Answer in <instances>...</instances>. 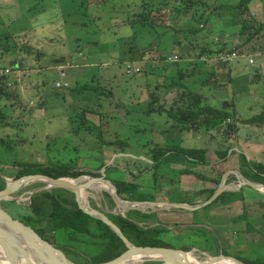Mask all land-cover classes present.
Instances as JSON below:
<instances>
[{
    "label": "rangeland",
    "instance_id": "374dc122",
    "mask_svg": "<svg viewBox=\"0 0 264 264\" xmlns=\"http://www.w3.org/2000/svg\"><path fill=\"white\" fill-rule=\"evenodd\" d=\"M237 1L0 0V32L10 35L9 43L13 48L0 57V70L8 71L0 76L6 77L4 84L10 88L9 94L0 99V178L5 183L16 179L19 162L35 165L77 163L74 165L78 169L99 174L100 169L96 167L101 160L107 155L110 161L119 154L114 159L118 160L116 167L107 173L110 180L125 178L123 168L134 171L147 168L146 173L137 177L136 183L141 188L132 199L199 205L210 195L205 191L208 186L205 177L221 178L223 174L220 171L224 167L223 161L221 168L216 162L222 160L217 151L225 148L228 151L224 164H230L227 157L232 149L235 153L231 157L237 156L239 160L235 170L238 174H232L233 181L240 175L252 184L264 186V175L249 164H264L262 131H253L254 124L240 121L264 111V66L255 70L244 65L242 72L237 73L239 69L236 70L235 63L242 64L244 60L247 63L246 58L223 66L213 59L216 53L235 48L245 55H264V0H253L249 6L253 26L256 28L257 22L263 25V30L248 42H245L246 36L239 37V26L235 27L231 22L230 9ZM219 2L227 6L221 12L214 9ZM141 17L144 22L139 20ZM243 17L241 14L240 18ZM190 27L198 32L190 33ZM180 47L189 51L185 54ZM223 47L225 51H219ZM202 48L217 52L197 58ZM143 53L147 54L141 59ZM132 62L137 64L138 74L126 73L127 64ZM11 63L19 67V73L9 69ZM147 70L155 71L147 74ZM227 70H233L237 75L230 79ZM178 73H183V77L171 78ZM59 84L67 86L63 88ZM156 85L160 86L158 94L162 96L161 104L166 110L175 104L186 103L187 98L181 94L189 91L199 94L207 91L209 94L218 88L214 92L217 96H238L235 100L226 98L222 101L226 106L223 108L231 106L228 110L232 117L225 120L219 131L209 135L195 131L179 133L177 129L152 121L164 120L165 115L152 117L145 113L148 92ZM248 89L253 95H245ZM202 96L207 100L206 95ZM216 106L220 107L219 102ZM83 110L85 114H82ZM79 126L82 128L77 132ZM230 126L235 133L227 137L232 131ZM99 132L105 140L117 133L128 145L115 148L113 154V149L103 147L96 138ZM154 145L172 149L206 147L207 163L214 169L194 165L183 158L175 157L174 164L164 161L158 168L155 200L151 188L152 169L125 160L143 158L146 162L151 161L147 157ZM127 180L131 178L128 176ZM39 182H30L9 198L0 200L1 209L8 211L1 203L9 201L26 207L31 193L44 186ZM248 191L256 193L249 185H242L234 192L227 190L226 196L224 193L223 197L215 198L195 212L175 208L178 211L171 212L179 217L178 220L171 215V218L165 216L170 213L163 207L145 205L141 210L149 213L159 208L156 219L166 223L170 230L163 236L164 240L179 250L188 247L186 252H193L198 261L223 254L240 261H253L259 256L264 259V209L253 207ZM85 192V201L90 207L126 216L122 208L109 205L103 194L106 191L90 188ZM237 194H243L245 202L234 197ZM237 199L241 201L236 204ZM234 212L238 218L233 217ZM210 214H227L218 217L217 224L224 217L230 222L211 226L212 222L207 218ZM131 218L140 221L136 216ZM197 221L207 227H199L196 233L187 227L173 229L180 223ZM139 224L152 226L154 223L148 219ZM77 249L93 254L96 248L91 244H77ZM142 263L159 264L155 260Z\"/></svg>",
    "mask_w": 264,
    "mask_h": 264
},
{
    "label": "trees",
    "instance_id": "16d2710c",
    "mask_svg": "<svg viewBox=\"0 0 264 264\" xmlns=\"http://www.w3.org/2000/svg\"><path fill=\"white\" fill-rule=\"evenodd\" d=\"M252 1L253 0H238L235 5L231 6L230 9L231 22L235 27L239 26V37H247L245 42H248L255 36L259 35V33L263 30V25H258L256 21L255 28L253 26L254 22L252 21L254 19L249 17V6ZM224 7L227 6L219 2L218 6H216L214 9L217 12H221ZM211 14H209L208 18L205 20V24L207 23V20ZM241 14H244L243 18H240ZM139 20L142 22L145 21L144 17H141V19L139 18ZM247 20L251 21V23H248ZM0 25H2V23H0ZM201 27H203V25ZM189 29L190 33L198 32V29H191V27ZM9 39H11V37L8 33L5 32L2 34L0 32V48L2 49L0 50V57L6 56L8 52L13 49L10 46ZM240 47H243V45H240ZM180 49L185 52V54L189 51L188 48L184 50L180 47ZM234 50L236 52L238 51L236 48ZM258 50L261 49L258 48ZM263 50L264 48L262 51ZM219 51H225L224 47ZM216 52L202 48L200 50L199 57L197 58H201L202 56H210L213 54L215 55ZM225 52L229 53L232 52V50H227ZM237 53L242 54L243 52L238 51ZM250 53L251 52H248V54ZM146 54L147 53L141 54L140 58L143 59ZM14 66L15 64L11 63L9 69L13 70L18 67ZM178 77H183V73H179ZM5 78L6 77L0 76V99H3L2 97L8 95L10 92V88L4 84V81L6 80ZM158 88H160V86H155L153 91L150 90L148 92L149 101L145 113L152 117H161L165 115L166 117L163 118L164 120L161 119L162 121H152L154 123L159 122L163 125L169 126L170 128L177 129L179 133H189L195 131L201 134L207 133L209 135V133L212 131L217 132L222 129L225 125V120L232 117L228 109L223 107L215 108L210 105L201 94L192 91L181 94V97L185 96L187 98L186 103H182L180 105L175 104L174 107L176 109L171 107L169 110H166L164 105L161 104V102L163 103L164 100L162 96L158 94ZM85 112L86 111L83 110L82 114H85ZM240 121L245 124H263L264 111L252 118ZM80 128H82V126L77 127L76 131L78 132ZM230 129H232V131L227 133V137H229L232 132L235 131L231 126ZM237 129L238 128L236 127V130ZM89 131L92 133V130ZM96 138L100 140L103 147H109L113 149V154L116 153L115 148H125L128 145L127 142L121 139L117 133H113V136L110 140L102 139L101 132H99V135L97 134ZM206 151V147L169 149L154 145L150 152V156H146L151 161L146 162L138 158H125V160L144 164L152 169L151 180L153 182L151 188L153 189V195L156 200L154 191L157 183H159L158 168L164 163V161L168 159V156H172V158L179 156L185 161H192L194 165H206L207 167L209 166V163H207L206 160ZM227 151L228 149L217 151V154L222 156V160L220 161H223V158H226ZM106 156L96 167L97 170L101 169L104 165H106L107 162H109L110 157ZM116 160L113 161L112 167H108V169L105 171V178L116 187L117 194L122 199L127 201H144L134 200L132 198L141 188V185L136 183L137 177L146 173L147 168L138 169L135 171L123 168V172L126 176L125 178L110 180L107 173L110 169L116 167L118 162V160ZM127 163L129 164V162ZM74 164L77 166V163ZM74 164L71 165L69 162L59 165H51L50 163L46 165H35L33 163L19 162L17 163L18 170L16 171V179L24 175L34 174L46 175L54 179H75L79 176L85 175H92L94 177L99 176V174L93 173L91 171L80 170ZM249 164L251 168L257 173L264 175V164L259 162H249ZM209 168L210 170L214 169L212 166H209ZM215 168L217 167L215 166ZM183 173L189 172L184 171ZM128 176L131 178V180H127ZM199 177L202 178V176ZM205 180L218 185L220 179L217 177H205ZM39 184L42 185L43 183L39 182ZM146 185L147 184L143 186ZM5 186V181L0 178V190H2ZM205 191L206 193L208 192L210 194L208 196L210 197L213 194L214 189H205ZM103 194L109 200V205L111 207H115L111 197L106 192H103ZM223 195L224 193L221 194L220 197H223ZM226 195L227 193H225V196ZM247 195L252 200H254V198L263 200L261 199L262 196L260 197V194L257 191L255 194H250L247 192ZM235 196L240 197L241 200L245 201L243 194H237ZM258 204L261 209H264V201H259ZM1 205L10 211L12 215H14L23 224L32 228L42 239L51 244L57 250L63 252L66 258L73 261L75 264H100L116 258L126 250V246L124 245L123 241L106 224L98 219L90 217L77 208L73 193L66 189L52 188L50 190H40L29 198V204H27L26 207L17 204L15 201L2 202ZM93 207L97 209L96 206ZM106 215L116 226H118L124 236L134 246L173 248V246L164 240L163 237L166 236L170 230L159 223L158 219H156V212L142 213L140 211L130 210L125 212L126 216L124 217L119 214L108 212ZM132 216H136L140 221L132 219ZM148 219L152 220L154 223L152 226L139 224L145 222V220ZM77 244H82L84 246L87 244H91V246L95 245L96 249H93V254H87L84 251L77 249ZM186 248H182V250L188 251L189 248ZM215 255H218V253ZM241 261L244 264H264V259L261 256L256 257V259L253 261Z\"/></svg>",
    "mask_w": 264,
    "mask_h": 264
},
{
    "label": "water",
    "instance_id": "95a60500",
    "mask_svg": "<svg viewBox=\"0 0 264 264\" xmlns=\"http://www.w3.org/2000/svg\"><path fill=\"white\" fill-rule=\"evenodd\" d=\"M120 156L119 154L115 155L106 165H104L99 170V176L94 177L92 175L87 176L90 178L88 182L76 184L71 181L78 180L81 177L79 176L75 179L73 178H51L46 175L34 174V175H24L17 179L11 180L6 183V186L0 190V200L9 198L10 195L21 190L26 184L30 182L40 181L44 183V186L40 189L31 193L30 197L44 189L49 188H63L73 193L74 200L77 204V208L83 211L85 214L89 215L92 218L98 219L106 224L124 243L126 250L121 253L116 258L103 262L100 264H123L124 262L130 260L133 256L145 257L144 261L155 260L159 264H198L187 261L184 256L186 251L179 250L171 247H138L132 245L129 240L124 236L121 230L116 226L106 215V211L98 210L90 207L86 202L82 203L80 200V190L88 186L92 182L106 183L110 191L105 190L106 193L111 197L115 206L122 208L123 212L130 210H136L143 212L141 208L145 205L163 207L165 209H183L186 211H195L199 208L206 207L208 204L213 202L215 198L219 197L222 193L227 190H230V186L224 185L223 182L220 183L216 191L209 197L207 200L199 205H187L174 202H142V201H127L122 199L118 194L116 187L105 178V170L109 167L114 159ZM143 159V158H141ZM240 188L242 185H249L255 190H259L264 193V186L252 184L249 181H242L243 177L239 175ZM235 187V186H234ZM233 186L231 188H234ZM236 188V187H235ZM90 189V188H87ZM29 197V198H30ZM139 205H143L140 207ZM156 212L159 211V208L155 209ZM6 229V230H5ZM13 235V237H12ZM23 246V248H22ZM26 246V247H24ZM149 256V257H147ZM34 263L31 261V259ZM39 259L40 263L45 264H74L71 260L66 258L60 251L55 249L51 244L42 239L32 228L23 224L19 221L14 215L8 211L1 209L0 207V260L8 262V264H21L18 259L24 260L26 264H38L37 260ZM214 264L220 260H231L237 264H244L242 261L226 257L224 255H218L211 257Z\"/></svg>",
    "mask_w": 264,
    "mask_h": 264
},
{
    "label": "crops",
    "instance_id": "0c3cea01",
    "mask_svg": "<svg viewBox=\"0 0 264 264\" xmlns=\"http://www.w3.org/2000/svg\"><path fill=\"white\" fill-rule=\"evenodd\" d=\"M260 54V53H259ZM187 59H189V58H187ZM235 61H237V60H235ZM245 62H242V64H240V63H235L236 64V66L235 67H237L236 68V70L237 69H239V70H237V73H241L242 72V70H241V68H242V66H250V67H253V68H255V70H261V67L262 66H264V55H262V54H260L259 56H256V57H254V62H253V64L252 65H250V64H247L246 63V60H244ZM232 64H233V62H232ZM234 64V65H235ZM80 66H83V67H87L88 66V64H81ZM19 68V67H18ZM18 68H16L15 70H14V73H19L20 72V70H17ZM147 71H149V70H147ZM153 71H155V70H153ZM153 71H149L147 74H153ZM228 71H229V77H230V79H232V76H234V75H237V73L236 72H234L233 70H227V73H228ZM22 72V71H21ZM64 74L62 73V76H63ZM179 76V73L178 74H176V75H174V76H171V78H175L176 76ZM181 78V77H180ZM230 83V82H229ZM231 84V83H230ZM156 86H159V85H156ZM174 87H175V85H174ZM183 88H185L184 86H183ZM174 89V88H173ZM218 88H216L215 89V91L217 90ZM215 91H212L211 93L209 92V94L207 93V91H206V94H204V93H200L201 95H206L207 96V102L210 104V105H212L213 107H215V108H221V107H226L225 105H222V101H225V99L227 98V99H233V100H235L236 98H237V96L238 95H236V96H232L231 97V95H230V97H227V96H225V95H220V96H217V94H215L214 92ZM252 92L253 91H250L249 89L247 90V92H246V94L245 95H253L252 94ZM235 94V93H234ZM260 94V93H259ZM260 96H262V95H260ZM210 97H212L211 99H210ZM254 97V96H253ZM218 98H219V101H218ZM224 99V100H223ZM218 102H219V104H220V107H217L216 105L218 104ZM227 102H228V100H227ZM229 103V102H228ZM227 105V104H226ZM230 105H232L231 103H230ZM231 107V106H230ZM230 107H227V109H230ZM243 120H245V119H243ZM254 127L255 128H252V130L253 131H257V130H261L262 131V137H263V139H264V123L263 124H254ZM192 132H194V131H192ZM237 132H238V129H237ZM177 134V133H176ZM201 134V133H200ZM167 141H171L170 139H168ZM169 148V147H168ZM169 149H172V148H169ZM222 149H224L225 150V148H221V150ZM230 150V149H229ZM215 152V151H214ZM240 152V151H239ZM233 153H235L234 152V149H232V150H230V152H229V157H227V158H229L230 160L228 161V159H226V161H228L230 164H224V161H225V159H223V165H224V167H226V169H225V171H224V167L223 168H221V165H222V161H218V162H216V163H219V167L221 168L220 169V171H223V174H222V176H221V178H218V179H220L219 180V183H218V185L220 184V183H222L223 182V184L224 185H228V186H230V191L231 192H234L235 190H237L238 189V187H239V185H240V180H239V175L237 176V181H233L231 178H232V176L234 175V173H236V174H238L235 170H237V168H236V164H238L239 163V160H238V157L237 156H235V158L234 157H231L232 156V154ZM168 159L166 160V162H172V164H174L173 163V161H174V159L176 160V158H180L179 156H177L176 158L174 157V158H172V156H168L167 157ZM181 159V158H180ZM209 165H210V163H209ZM198 166V165H197ZM207 169H209L210 170V168L208 167ZM233 174V175H232ZM211 177H213V176H211ZM264 177V176H263ZM244 179V178H243ZM245 180V179H244ZM178 181H180V180H178ZM245 181H247V180H245ZM208 182V186H207V188H205L206 190L207 189H214V191L216 190V188L218 187V185L217 184H213V183H211V182H209V181H207ZM258 185V184H257ZM234 187V188H231V187ZM258 192L259 194H260V197L262 196V198L261 199H263V200H258V199H255L254 198V200H252V202L251 201H249V202H251V203H253L254 205H253V207H256V206H258V204H255V203H259V201H264V193L263 192H260L259 190H255V192ZM225 192H227V191H225ZM224 192V193H225ZM248 193H250V194H255V193H253V192H249L248 191ZM223 194V193H222ZM234 197H237V196H234ZM260 199V198H259ZM238 201H241V200H236L235 202H236V204H237V202ZM243 202H245V201H243ZM181 203V202H180ZM183 204H189V203H186V202H182ZM193 205H195V204H193ZM230 207V206H229ZM168 211H169V213L170 214H168V215H165V216H168V217H170V215H171V217L172 216H174V212H171V211H178V209L176 210V209H167ZM164 211H166V210H164ZM186 212H190V211H186ZM195 212V211H194ZM236 212H237V210H236ZM236 212H234V214H232L233 215V217H236V218H238V216H237V213ZM192 213V212H191ZM242 214H244V213H242ZM188 216L189 217H191L190 216V214H188ZM223 216H227V214H217V215H213V214H210L209 216H207V218L209 219L208 221L211 223L212 222V225L211 226H213V225H215V223H216V220H218V217H223ZM170 217V218H171ZM175 217V216H174ZM178 217V216H177ZM179 218V217H178ZM178 218H176L175 217V220H178ZM219 221V220H218ZM228 222H230L229 221V219L226 221V217H224V220L223 221H221L220 223H216L217 224V226H219V225H222V224H224V223H228ZM162 223V225H164L166 228H168V225L166 224V223H163V222H161ZM214 223V224H213ZM189 228V229H192L193 231V233H196V230L197 229H199V227L201 228H205V227H207L206 226V224H204V223H201V222H199V221H197V222H191V223H187V224H181L180 223V225H177V226H175V227H173V229H183V228ZM208 228H209V226H208Z\"/></svg>",
    "mask_w": 264,
    "mask_h": 264
},
{
    "label": "bare ground",
    "instance_id": "6f19581e",
    "mask_svg": "<svg viewBox=\"0 0 264 264\" xmlns=\"http://www.w3.org/2000/svg\"><path fill=\"white\" fill-rule=\"evenodd\" d=\"M90 180L89 177H81L80 179L78 180H74V181H71L73 183H76V184H80L82 183L83 181H86L88 182ZM87 188H96V189H102V190H108L110 191V188H108L107 184L106 183H100V182H92V183H89L88 186H86L85 188H83L82 190H80V200L82 203H85V197H86V192L85 190ZM264 191V190H263ZM140 207H142L143 205H139ZM6 230V229H5ZM13 237V235H12ZM14 238V237H13ZM26 247V246H24ZM23 248V246H22ZM27 248V247H26ZM196 251V250H195ZM149 257V256H147ZM207 257V256H206ZM145 257H140V256H133L130 260L124 262L123 264H143L142 263V260H144ZM184 258L187 260V261H190V262H193V263H198V264H210L213 260L212 258H209L207 257L204 261H198L196 259V257L194 256L193 252H186ZM31 259V258H30ZM35 260H37L38 264H43V263H40L39 259L35 258ZM18 261L21 263V264H26L24 260H21V259H18ZM31 261L34 263V261L31 259ZM0 264H8V262L6 261H3V260H0ZM45 264V263H44ZM214 264H237L231 260H220L218 262H215Z\"/></svg>",
    "mask_w": 264,
    "mask_h": 264
},
{
    "label": "built area",
    "instance_id": "2783aa9c",
    "mask_svg": "<svg viewBox=\"0 0 264 264\" xmlns=\"http://www.w3.org/2000/svg\"><path fill=\"white\" fill-rule=\"evenodd\" d=\"M247 59L248 60V64L252 65L254 62V56L253 55H245V54H238L236 51H232V52H219L215 55V58H213L214 60H216L219 63H231L236 59ZM137 72H139V70L137 69V64L135 62L132 63H128L127 64V70L126 73L127 74H138ZM4 73H8V71H2L0 70V75L4 74ZM67 86V84H59V87H63L65 88Z\"/></svg>",
    "mask_w": 264,
    "mask_h": 264
},
{
    "label": "clouds",
    "instance_id": "9594fccd",
    "mask_svg": "<svg viewBox=\"0 0 264 264\" xmlns=\"http://www.w3.org/2000/svg\"><path fill=\"white\" fill-rule=\"evenodd\" d=\"M232 51H235V50H232ZM219 53V52H218ZM238 60V59H237ZM232 63V62H231ZM220 64H225V63H220ZM228 64H230V63H228Z\"/></svg>",
    "mask_w": 264,
    "mask_h": 264
},
{
    "label": "flooded vegetation",
    "instance_id": "af4514ba",
    "mask_svg": "<svg viewBox=\"0 0 264 264\" xmlns=\"http://www.w3.org/2000/svg\"><path fill=\"white\" fill-rule=\"evenodd\" d=\"M181 204H183V203H181Z\"/></svg>",
    "mask_w": 264,
    "mask_h": 264
}]
</instances>
